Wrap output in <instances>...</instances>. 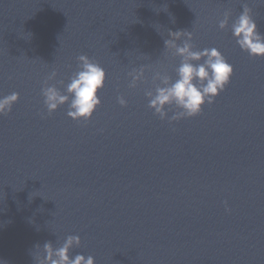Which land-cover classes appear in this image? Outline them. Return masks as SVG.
I'll list each match as a JSON object with an SVG mask.
<instances>
[{"label":"water","instance_id":"obj_1","mask_svg":"<svg viewBox=\"0 0 264 264\" xmlns=\"http://www.w3.org/2000/svg\"><path fill=\"white\" fill-rule=\"evenodd\" d=\"M245 7L264 38V0H0V100L19 97L0 116V264H45L70 236L69 259L94 264H264V57L233 38ZM178 31L233 74L169 123L179 110L162 121L145 93L178 79ZM81 55L105 73L87 122L67 116ZM45 86L69 95L50 116Z\"/></svg>","mask_w":264,"mask_h":264},{"label":"clouds","instance_id":"obj_2","mask_svg":"<svg viewBox=\"0 0 264 264\" xmlns=\"http://www.w3.org/2000/svg\"><path fill=\"white\" fill-rule=\"evenodd\" d=\"M229 13H225L224 19L219 23L220 30H224L228 25ZM232 35L239 48L248 53L250 57H264V38L257 34L256 25L252 21L250 11L247 7L232 25ZM171 40L164 41L165 49H175V56L181 58V66L177 70L178 79L171 83L167 76H156L154 80H159L163 87H155V94L148 91L146 98L150 101L148 108L154 111L162 121L165 120L166 108L178 109L177 114L173 115L169 123L181 119L194 118L201 114L205 104L212 105L214 99L223 92L229 84L233 69L229 66L223 56L216 49H206L199 52L192 51L193 45L189 43L193 37L187 32H169ZM184 37L182 46H177L172 41H181ZM79 68L66 92L73 97L69 105L67 116L73 121L87 122L96 108L100 105L97 93L104 86L105 73L95 63L86 56L77 58ZM203 60V63L199 62ZM196 62V66H193ZM56 73H52L49 79L54 78ZM138 76L132 77L130 88L136 87ZM44 98V105L50 116L59 106L68 103L69 95H61L54 87L45 86L41 90ZM17 94L0 100V116H7L11 112V107L18 101ZM121 107H126L122 98H118ZM78 237L70 236L66 239L63 246L58 250H53L51 244L43 246L45 264H94L91 257L85 259L77 255L74 259H69V250L79 247Z\"/></svg>","mask_w":264,"mask_h":264}]
</instances>
